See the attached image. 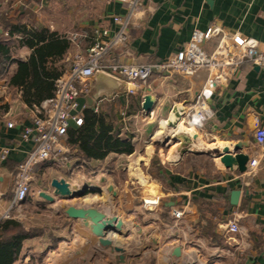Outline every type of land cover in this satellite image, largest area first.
I'll return each instance as SVG.
<instances>
[{"label":"crops","instance_id":"obj_1","mask_svg":"<svg viewBox=\"0 0 264 264\" xmlns=\"http://www.w3.org/2000/svg\"><path fill=\"white\" fill-rule=\"evenodd\" d=\"M4 1L0 2L3 22L0 23V40L10 38L9 28L4 23L6 20H19L29 26H47L66 36L83 33L77 41L72 40L66 62L73 61L77 53H85L95 37L99 36L104 40L111 37L118 27L113 20L114 15H124L127 12L126 6L116 0H41L40 3L32 5L26 0ZM48 1L50 14L48 19L43 20L40 15L43 8L48 7ZM29 6L36 14L32 22L25 19V10ZM148 6L150 7L147 8ZM143 8L145 9L138 12L130 25L126 43L111 50L105 57L106 62L155 64L164 61L189 40L194 29L205 31L213 24L229 34L238 31L255 39L258 49L264 51V0H153L151 3L144 2ZM104 30H108L109 34L104 35ZM11 38L16 41L21 38V34H15ZM219 39L220 35L215 34L205 45L207 50L211 52ZM30 53L29 47L18 44L12 58L25 60ZM16 68L17 63L12 62L6 73L0 74V145H7L11 149L8 159L0 165V216L7 210L13 197V194L10 199L5 197L9 182H14L17 165L27 157L31 148V143L23 140L22 132L32 123L36 114L35 110L20 100L18 90L8 86V77ZM209 74L207 69H200L191 76L154 70L146 81H139L135 93H115L110 98L102 96L96 100H101L100 106L106 100H120L123 103L120 112L123 113L125 105L134 95L141 94L140 109L123 119L124 130L135 135V151L129 155L110 154L104 162L132 160L131 180L142 188L150 184L156 186L154 192L145 194L159 198L160 204L157 207L146 208L141 200L142 192L137 191L138 196L134 195V198L139 204L133 208L141 216L154 212L160 215L158 218L153 216V219L159 221L168 237L174 236L178 240L166 248L168 256L175 257L172 249L180 246L182 259H187L190 254L195 258L205 256L210 264H264V147L258 145L254 137L257 119L264 125V64L246 61L227 81L215 85L207 100L211 110L209 117L196 130L201 139L192 144V148L198 152L180 155L177 143L170 146L168 151L160 150L162 146L157 144V139L150 143L152 138L166 129V134H171L172 129L166 126V118L171 116L173 105L177 104L181 110L188 111L197 94L204 88ZM146 94L155 97L152 115H146L142 108ZM139 116L148 118L146 126L136 127L130 122V119L135 121ZM9 121L13 122L12 127H8ZM156 121L165 123L161 133L157 132L158 128L154 132L149 130L148 125L155 124ZM236 142L243 143L241 152L248 154L251 160H258L257 168L253 172H240L236 167L233 170L227 169L218 158L210 154L222 144L231 146ZM142 143H146L144 151L138 149ZM200 145L205 149L197 148ZM71 151L70 147L68 153ZM155 156L164 168L163 180L154 177L149 171ZM203 158L210 160L209 169L204 170L202 164L194 167L192 163H187L189 159L203 161ZM72 159L73 165H83L77 163V158L73 156H67L64 160L68 162ZM138 165L146 166L148 177H145ZM102 168L100 175L108 181L106 185H109V177L117 176L119 172ZM232 190L241 191L236 205L231 203ZM147 198L152 202L151 196ZM127 201L135 200L130 198ZM190 201L195 210L185 212L177 218L174 208ZM95 207L107 213L104 209ZM61 215L62 221L68 225L78 223L83 230L88 231L81 220ZM116 215L123 218L125 216ZM235 217L238 218L241 231L231 234L227 231V224ZM125 220L126 227L137 224L132 215ZM81 232L80 230L81 236H78L90 239ZM93 241L94 247L98 246L95 236ZM70 249L79 254L76 253L79 249L76 246Z\"/></svg>","mask_w":264,"mask_h":264},{"label":"built area","instance_id":"obj_2","mask_svg":"<svg viewBox=\"0 0 264 264\" xmlns=\"http://www.w3.org/2000/svg\"><path fill=\"white\" fill-rule=\"evenodd\" d=\"M122 2L127 12L124 15H114L113 20L117 24V30L107 40L95 37L93 44L85 53H77L68 70L57 80L56 91L52 98L41 104V114L36 113L32 123L26 126L22 132L24 141L31 143L27 157L19 162L14 173L13 197L2 218H10L11 210L27 198L31 189L35 167L45 161L66 159L70 147L67 144V131L72 125H81L83 118L78 113L71 114L77 107V98L84 96L89 90L91 75L96 71H106L116 77L122 78L128 84L136 88L139 81H146L154 70L166 71L168 74L191 76L200 69L209 70V78L204 88L197 94L191 108L182 110V121L187 127L193 128L194 132L200 129L207 121L210 114L208 98L211 96L215 85L227 81L235 71L248 61L252 64H264V51L259 50L255 39L243 35L241 32H225L220 26L213 24L207 30L194 29L191 37L181 48L164 61L150 63L134 62H106L107 54L117 46L126 43L129 28L138 12L143 8L144 2L151 3L153 0H116ZM148 6L147 8H149ZM108 35V30L103 31ZM220 35L215 48L210 52L205 45L214 35ZM83 33H73L67 36L71 42L77 41ZM136 90L129 89L130 94ZM100 102L93 105L98 110ZM124 114V113H122ZM153 114V111L150 115ZM8 127L14 124L7 123ZM255 141L264 147V125L257 119L254 131ZM11 149L7 145H0V165L10 156ZM258 165V160L249 159L247 171L253 172ZM151 196L149 202L144 196L141 197L146 208L157 207L160 204L158 197ZM176 217L180 218L185 212H193L192 202L182 204L176 208ZM194 209V210H193ZM227 231L237 234L241 231L238 218L235 217L227 224Z\"/></svg>","mask_w":264,"mask_h":264},{"label":"rangeland","instance_id":"obj_3","mask_svg":"<svg viewBox=\"0 0 264 264\" xmlns=\"http://www.w3.org/2000/svg\"><path fill=\"white\" fill-rule=\"evenodd\" d=\"M26 1L30 5L41 2V0ZM0 2L5 1L0 0ZM49 2L48 7H44L40 15L43 20L49 17ZM35 16L36 14L32 12L31 7H27L25 10V19L32 22ZM0 23H3L1 15ZM101 104L104 107H109L111 102L103 101ZM122 104L120 100H117L116 102L113 101L112 106L120 111ZM147 119L145 116H139L135 121L130 119V122H132L133 126L142 127L143 125L146 126ZM148 126L149 130L152 129L154 132L160 126H163L164 129L165 123L164 121H160L159 123L156 121L155 124H149ZM166 131L167 129L159 136L152 138L150 143L152 144V141L155 139L163 141ZM145 144H140L138 149L145 148ZM161 146L160 150L162 149L164 151H168L167 149L170 148L167 143L161 144ZM197 148L205 149L203 145ZM73 162V159L68 162L64 159H58L54 162L51 160L47 164L45 162L38 164L34 169L33 181L31 189L27 194V200L15 205L11 210L12 217L43 229L45 234L26 242L22 253V260L18 264H25L27 262L29 264H210V260L206 261L205 256H197L195 258L188 254L187 259H182L166 254V248L173 243L175 244L178 240L174 236L168 237L164 233L159 221L153 219V216L160 217L158 213H146L141 216L134 210V205L139 204V201L134 198V195L138 196L137 191H141L144 198H147V194L145 193L149 191L154 192L156 186L150 184L142 188L131 180L132 174L130 171L132 160L122 159L119 162H113L111 160L108 162L101 161L90 165L83 164L78 167L73 165ZM189 162L194 167H199L202 164L204 170L209 169L211 164L210 160L205 158H203V161L200 159H192L191 161L189 159L187 163ZM102 167L119 172L117 176L109 177L111 179L109 185H106L108 181L100 175V171L103 172ZM138 167L145 177H148L146 166L138 165ZM53 178H65L79 189L85 190L87 193L86 196L70 200L56 198L54 202L44 199L40 195L42 192L53 193V187L51 186V180ZM12 190L13 180H10L8 190L5 193L7 199L11 198L13 194ZM130 198L135 201H127ZM62 204L94 205L104 209L109 215H125V219H130L131 215L134 216L137 224L123 229V233L128 232L127 236L120 234L111 236L113 245L124 248V261L119 260V252L111 251L109 247L106 248L100 245L94 247V236L90 232L83 230L80 224L72 223L68 225V223L62 221ZM131 207L133 214H131ZM124 218L122 217V219ZM125 219L124 221H126ZM80 230L90 239L80 237ZM74 246L82 249V252L75 254L70 249Z\"/></svg>","mask_w":264,"mask_h":264},{"label":"trees","instance_id":"obj_4","mask_svg":"<svg viewBox=\"0 0 264 264\" xmlns=\"http://www.w3.org/2000/svg\"><path fill=\"white\" fill-rule=\"evenodd\" d=\"M8 40H0V74L6 73L12 62L16 70L8 77V86L20 93V100L36 113L41 114V104L52 98L57 80L68 70L73 61H65L71 48V40L47 26H30L22 21L6 20ZM21 38L13 40L15 34ZM26 45L31 53L25 60L13 59L16 45ZM85 106L80 111L81 125H72L67 131V143L72 151L67 156L77 158V163L93 164L104 161L110 154H132L135 151V135L124 130V118L140 109L141 94L137 93L124 107V114L112 106ZM49 161H45L47 164ZM150 173L163 180L164 168L156 156ZM12 197V196H11ZM27 200L24 199L21 203ZM43 229L29 225L14 217H0V264H18L27 241L43 236ZM24 264V263H21ZM25 264H29L28 262Z\"/></svg>","mask_w":264,"mask_h":264},{"label":"water","instance_id":"obj_5","mask_svg":"<svg viewBox=\"0 0 264 264\" xmlns=\"http://www.w3.org/2000/svg\"><path fill=\"white\" fill-rule=\"evenodd\" d=\"M129 89L135 90L133 84H128L123 79L116 77L106 71L98 70L90 77V87L88 93L77 98V107L71 111V114L80 112L85 106H93L95 101L102 96L112 97L115 93L123 94ZM155 97L151 94H146L142 102V108L146 115L153 111ZM171 116L166 118V126L175 128L177 123L183 118L182 110L177 104H174L171 111ZM201 136L198 132L186 134L185 132L167 133L163 141H158L157 144H166L170 146L178 144L177 148L180 155L188 152L196 153L198 151L192 148L195 140H200ZM243 148L242 142L235 144L222 145L214 153H210L215 158H218L223 166L227 169L233 170L234 167L240 172L247 170V163L250 159L248 154L241 152ZM53 193H44L40 195L50 201L54 202L56 198L70 200L73 198H82L86 196V191L79 189L74 184H71L65 178H53L51 180ZM241 191L232 190L231 203L236 205L239 201ZM62 214L67 218L73 220H81L83 226L97 239L98 245L102 247H109L111 251L119 252V260L124 261V248L113 245L112 235L120 234L127 236L128 232L123 233L122 221L118 220L116 215L107 214L95 207L94 205L78 206L75 204L61 205ZM82 249H77L76 253H81ZM172 255L175 257L181 256V247L175 246L172 249Z\"/></svg>","mask_w":264,"mask_h":264},{"label":"bare ground","instance_id":"obj_6","mask_svg":"<svg viewBox=\"0 0 264 264\" xmlns=\"http://www.w3.org/2000/svg\"><path fill=\"white\" fill-rule=\"evenodd\" d=\"M163 124V123H162ZM162 130H164L163 129V126H160L159 128H158V131L157 132H159V133H161L162 132ZM176 132H186V133H193L194 132V130H193V128H191V127H187L184 123H183V121H182V119L177 123V125H176V127L175 128H172V130H171V133L173 134V133H176ZM221 144V143H220ZM212 145V144H211ZM213 145H215V144H213ZM223 145V144H222ZM116 215V214H115ZM116 217H117V219L118 220H121L122 221V227H123V229L126 227V221H124V219H122L120 216H118V215H116ZM125 222V223H124ZM143 230V229H142ZM116 235V234H115Z\"/></svg>","mask_w":264,"mask_h":264}]
</instances>
